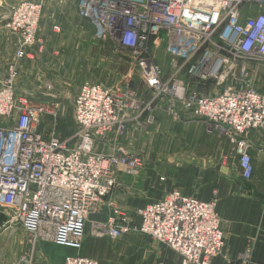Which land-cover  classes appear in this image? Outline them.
Wrapping results in <instances>:
<instances>
[{
	"label": "built area",
	"instance_id": "built-area-1",
	"mask_svg": "<svg viewBox=\"0 0 264 264\" xmlns=\"http://www.w3.org/2000/svg\"><path fill=\"white\" fill-rule=\"evenodd\" d=\"M40 8L22 2L7 26L18 41L0 85V209L30 247L9 264H33L39 243L81 247L89 215L117 186L116 171L133 176L143 165L141 156L117 143L106 151L98 143L124 134L134 116L145 114V123H152L159 103L175 116L201 119L228 139L241 177H251L246 136L264 128V94L253 74L264 65V0H76V13L93 26L94 39L128 56L142 89L133 86L131 71L112 87L81 83L72 98L75 132L66 139L56 130L60 102L52 82L44 81L39 101L16 93L18 61L43 51L36 35ZM162 44L168 72L155 57ZM42 118L51 121L48 131L37 128ZM215 206V199L200 201L173 189L137 209L139 224L114 209L91 224L90 234L115 239L138 230L178 253L180 264H210L214 258L254 264L251 247L234 260L223 253ZM64 264L98 262L68 256Z\"/></svg>",
	"mask_w": 264,
	"mask_h": 264
},
{
	"label": "crops",
	"instance_id": "crops-1",
	"mask_svg": "<svg viewBox=\"0 0 264 264\" xmlns=\"http://www.w3.org/2000/svg\"><path fill=\"white\" fill-rule=\"evenodd\" d=\"M49 3H52L56 15L40 22L43 32L38 33V38L44 47L49 46L50 51H54L53 54L63 51L73 56V52L79 49L78 42L85 39L84 29L88 34L89 31L93 33V26L77 15L76 0H45V4ZM1 9L6 11L5 7ZM54 24L59 25L62 32L56 37L46 32ZM17 41L16 34L0 33V85L6 75L5 68L13 60ZM66 43L69 44L67 48ZM76 44V48L70 51ZM91 47L85 43L80 46L81 49ZM33 55L18 61L16 88L19 92L36 96L37 100L42 98L44 81L50 80L42 78V73L38 74ZM253 74L256 88L264 94V65H256ZM59 102L60 121L67 118L68 111L66 101L59 99ZM165 106V102L159 103L152 123H145V114L134 116L136 120L129 121L124 134H109L100 146L97 145L99 150L106 151L111 143H117L141 156L143 165L133 176L121 169L116 171L117 186L99 211L89 215L79 249L50 242L39 243L33 251V264H64L68 256L87 257L98 264H180L178 253L138 230L115 239L90 234L91 224L105 221L114 209L122 212L129 221L139 224L137 209L163 199L173 189L200 201L215 199V210L224 237L223 253L234 260L251 247L254 264H264V128L250 131L246 136L252 143L249 155L253 171L245 180L241 177L238 155L228 139L209 131L201 119L186 113L175 116L167 112ZM70 113L73 124V105ZM3 121L0 118V125ZM50 124L49 119L42 118L37 128L46 131ZM5 220L0 209V245L5 238L10 240L12 253L5 263L9 264L30 247L25 233L8 226ZM16 231L20 233L15 237L24 234L23 241L18 239L16 243L13 236ZM210 264H223V259L214 258Z\"/></svg>",
	"mask_w": 264,
	"mask_h": 264
},
{
	"label": "rangeland",
	"instance_id": "rangeland-1",
	"mask_svg": "<svg viewBox=\"0 0 264 264\" xmlns=\"http://www.w3.org/2000/svg\"><path fill=\"white\" fill-rule=\"evenodd\" d=\"M24 1L30 0H9L6 3L5 0H0V33L4 34H13L8 28V24H11L13 21V12L18 9L20 4ZM33 2H38L41 5L38 25L36 30V35L38 38V33H42L41 21H45L48 19L54 18L56 15L55 11L52 9V3L45 4V0H31ZM5 7L6 11L3 12L1 8ZM50 15V16H49ZM56 27V29H54ZM59 25L49 26L47 29L48 34H52L55 37L60 35L62 32L60 31ZM85 32V39L83 41L78 42L75 46L71 48L70 51L74 50L77 46L78 50H75L72 55L64 54L62 52H58V54H53V50L50 51V47H44L42 41L41 44L43 46V51L36 52L33 57L35 58V63L37 65L38 74L42 73V78L45 77L52 82L54 86L53 92L59 97L61 101H66L67 104V118L65 120H60L57 125V132L62 136V138L66 139L71 137L75 131L74 121L72 124L71 119V110H72V98L81 83L89 82V83H100L106 87L115 86L121 78H125V76H129L128 72L131 71L132 76L134 77L133 86L139 91L142 87L140 86L138 73L133 72L130 66V59L127 55H118L114 54L111 45L108 42H102L95 40L93 37V33L91 31ZM87 35V36H86ZM39 39V38H38ZM85 43L86 45H91L92 47L87 49H81V43ZM70 43V42H69ZM66 48L69 46L66 43ZM17 48V47H16ZM62 49V45L60 47ZM37 54V56H35ZM68 55V56H67ZM15 57V53H14ZM13 60L10 62L12 63ZM43 57H46L44 60ZM156 61L162 66L165 72L169 71V67L167 66L168 58L165 53V45L162 44L158 49L155 50ZM31 59V58H30ZM9 63V64H10ZM8 64V65H9ZM7 67L5 68V73H7ZM127 76V77H128ZM5 77V76H4ZM41 78V80H43ZM4 79V78H3ZM210 91V89H208ZM16 93L24 94L23 92H19L16 88ZM25 97L31 101L35 100L36 96L31 94H25ZM42 100L38 98V101ZM13 116V115H12ZM46 123L44 124V126ZM48 125V124H47ZM48 128V126H47ZM48 130V129H47ZM46 130V131H47ZM71 131V132H70ZM68 132H70L68 134ZM106 139V138H105ZM101 145V141L98 143ZM122 147V146H121ZM98 149V148H97ZM99 150V149H98ZM9 226V225H8ZM7 227H5L6 229ZM20 231V230H19ZM13 234L14 240L16 243L20 239L23 241L25 238L23 236L15 237L16 233ZM6 234L8 230L5 231ZM12 232L9 230V233ZM12 253V247H10V240L5 238L3 245H0V264H5L7 259L10 257Z\"/></svg>",
	"mask_w": 264,
	"mask_h": 264
}]
</instances>
